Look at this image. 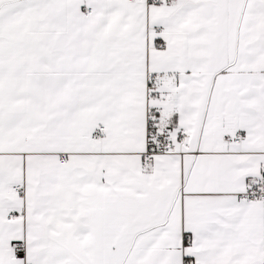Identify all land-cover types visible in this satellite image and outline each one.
Masks as SVG:
<instances>
[{
  "label": "snow or ice",
  "instance_id": "1",
  "mask_svg": "<svg viewBox=\"0 0 264 264\" xmlns=\"http://www.w3.org/2000/svg\"><path fill=\"white\" fill-rule=\"evenodd\" d=\"M0 264H264V0H0Z\"/></svg>",
  "mask_w": 264,
  "mask_h": 264
}]
</instances>
